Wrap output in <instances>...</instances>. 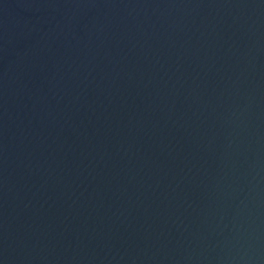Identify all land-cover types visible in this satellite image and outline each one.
<instances>
[{
  "label": "water",
  "instance_id": "water-1",
  "mask_svg": "<svg viewBox=\"0 0 264 264\" xmlns=\"http://www.w3.org/2000/svg\"><path fill=\"white\" fill-rule=\"evenodd\" d=\"M0 264H264V0H0Z\"/></svg>",
  "mask_w": 264,
  "mask_h": 264
}]
</instances>
